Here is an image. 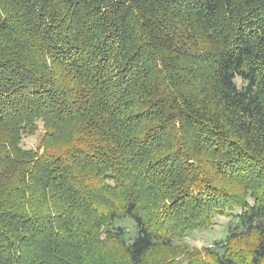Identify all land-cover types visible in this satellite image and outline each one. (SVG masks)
I'll return each instance as SVG.
<instances>
[{"label":"trees","instance_id":"obj_1","mask_svg":"<svg viewBox=\"0 0 264 264\" xmlns=\"http://www.w3.org/2000/svg\"><path fill=\"white\" fill-rule=\"evenodd\" d=\"M0 264H264V0H0Z\"/></svg>","mask_w":264,"mask_h":264},{"label":"rangeland","instance_id":"obj_2","mask_svg":"<svg viewBox=\"0 0 264 264\" xmlns=\"http://www.w3.org/2000/svg\"><path fill=\"white\" fill-rule=\"evenodd\" d=\"M40 133L36 136L24 138V147L26 149H32L37 146L40 141ZM115 226L117 227H126L128 229L129 234L127 238L129 240H133L138 235V228L134 220L130 218L123 219V221H117ZM228 220L219 216L216 218V225L213 230L209 231H198L186 237V241L190 244L191 247L194 248H202L204 246L213 245L215 241L225 240L228 235L227 230Z\"/></svg>","mask_w":264,"mask_h":264}]
</instances>
